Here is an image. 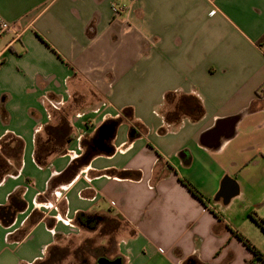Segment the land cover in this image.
Masks as SVG:
<instances>
[{
    "label": "crops",
    "instance_id": "1",
    "mask_svg": "<svg viewBox=\"0 0 264 264\" xmlns=\"http://www.w3.org/2000/svg\"><path fill=\"white\" fill-rule=\"evenodd\" d=\"M0 14L24 29L0 40V264H38L105 220L123 223V264H264V0H0ZM58 118L66 150L40 165ZM113 122L107 151L95 139Z\"/></svg>",
    "mask_w": 264,
    "mask_h": 264
},
{
    "label": "rangeland",
    "instance_id": "2",
    "mask_svg": "<svg viewBox=\"0 0 264 264\" xmlns=\"http://www.w3.org/2000/svg\"><path fill=\"white\" fill-rule=\"evenodd\" d=\"M49 46V45H48ZM69 109L63 111L68 116ZM67 112V113H66ZM59 115V113H58ZM57 115V116H58ZM52 125L64 129L67 138L72 133L71 122H59ZM58 138L57 144L62 146L65 143L62 135ZM258 217L264 219V208L259 211ZM114 220H105L102 223L91 224L84 227L79 233L69 236L59 242L38 264H99L98 259L105 256L115 259L118 256V230L123 228V223ZM261 239L258 249L264 255V229L259 226ZM255 238V237H253Z\"/></svg>",
    "mask_w": 264,
    "mask_h": 264
},
{
    "label": "trees",
    "instance_id": "3",
    "mask_svg": "<svg viewBox=\"0 0 264 264\" xmlns=\"http://www.w3.org/2000/svg\"><path fill=\"white\" fill-rule=\"evenodd\" d=\"M263 42H264V37L262 38V41H260L259 45H261ZM64 121L68 122L64 118L60 122H64ZM63 131L64 129L62 130L60 128H57L54 125H49L45 136L41 134L37 136L35 158L38 164L46 165L49 161V158L53 154H62L63 152H65L66 144L70 136L67 138V134L64 133ZM60 135H62L63 139L65 140V143L62 146L57 144L58 138H61L59 137ZM180 180L196 197H198L203 202L207 201L206 197H204V195L189 180L184 179V178ZM252 217L254 221L264 229V219L257 218L254 215H252ZM52 250H51V253H52ZM253 252L257 259L262 260L261 253L257 249L253 248Z\"/></svg>",
    "mask_w": 264,
    "mask_h": 264
},
{
    "label": "built area",
    "instance_id": "4",
    "mask_svg": "<svg viewBox=\"0 0 264 264\" xmlns=\"http://www.w3.org/2000/svg\"><path fill=\"white\" fill-rule=\"evenodd\" d=\"M216 10L212 11V13H215ZM24 33V29H22L18 23L8 21L6 18H4L0 14V40L7 35H10L12 37V42L21 40ZM3 63V57L2 52H0V65ZM67 192V189L64 190V192L60 193V198H64L65 193Z\"/></svg>",
    "mask_w": 264,
    "mask_h": 264
},
{
    "label": "water",
    "instance_id": "5",
    "mask_svg": "<svg viewBox=\"0 0 264 264\" xmlns=\"http://www.w3.org/2000/svg\"><path fill=\"white\" fill-rule=\"evenodd\" d=\"M117 123L113 122L111 123V125L109 126H105V130L102 134H100L101 138L100 140L96 139L95 142H98L100 147L107 150V151H111V147L108 145L107 142L110 138H112V135L114 133L115 130V125ZM98 263L99 264H123L122 259L121 258H115V259H109L105 256H102L98 259Z\"/></svg>",
    "mask_w": 264,
    "mask_h": 264
},
{
    "label": "flooded vegetation",
    "instance_id": "6",
    "mask_svg": "<svg viewBox=\"0 0 264 264\" xmlns=\"http://www.w3.org/2000/svg\"><path fill=\"white\" fill-rule=\"evenodd\" d=\"M100 137H101V136L99 135V136H97V138H96V139L100 140ZM96 139H95V140H96Z\"/></svg>",
    "mask_w": 264,
    "mask_h": 264
}]
</instances>
